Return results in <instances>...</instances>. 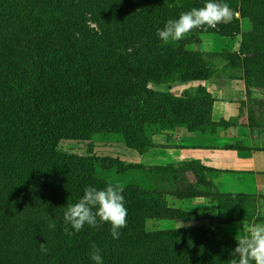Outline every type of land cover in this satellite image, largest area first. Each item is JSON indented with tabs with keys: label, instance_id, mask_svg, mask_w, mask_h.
I'll return each mask as SVG.
<instances>
[{
	"label": "trees",
	"instance_id": "1",
	"mask_svg": "<svg viewBox=\"0 0 264 264\" xmlns=\"http://www.w3.org/2000/svg\"><path fill=\"white\" fill-rule=\"evenodd\" d=\"M205 2L0 0V264H95L92 243L103 264H229L237 241L223 225L261 221L260 196L221 192L198 159L105 167L100 156L57 148L62 140L120 142L146 155L166 130L214 134L236 125L212 119L214 97L199 83L230 64L249 98L246 125L264 129V0H221L247 23L237 54H209L226 61L221 68L184 41L165 44L156 35L168 19ZM254 90L262 97L251 99ZM108 181L124 185L127 226L119 239L107 222L79 232L66 225L67 204ZM168 198L204 199L216 210L176 207ZM149 219L208 224L149 230Z\"/></svg>",
	"mask_w": 264,
	"mask_h": 264
},
{
	"label": "crops",
	"instance_id": "2",
	"mask_svg": "<svg viewBox=\"0 0 264 264\" xmlns=\"http://www.w3.org/2000/svg\"><path fill=\"white\" fill-rule=\"evenodd\" d=\"M199 83L214 97L212 119L231 120L236 125L219 127L214 134L190 133L181 127L166 130L157 137V147L146 155H153L163 161L188 158L200 160L212 169L209 176L221 192L260 196L257 200V217L261 221L256 223H264V197H261L264 196V129L251 130L246 125L249 98L245 94L243 81L236 75L217 74ZM260 97L262 94L256 90L250 94L251 99ZM262 120L264 122V112ZM229 145L234 147L226 148ZM209 206L214 208L213 204ZM190 222H193L190 226L208 224L205 219ZM250 223H229L234 225L230 231L242 235Z\"/></svg>",
	"mask_w": 264,
	"mask_h": 264
},
{
	"label": "clouds",
	"instance_id": "3",
	"mask_svg": "<svg viewBox=\"0 0 264 264\" xmlns=\"http://www.w3.org/2000/svg\"><path fill=\"white\" fill-rule=\"evenodd\" d=\"M234 13L227 3L221 0H206L203 7H193L181 12L178 19H168L162 28L156 29V35L165 43L184 39L188 33L198 28H215L223 20L230 19ZM124 185L108 181L105 188L98 189L86 186L83 196L75 203H69L64 211L65 224L79 232L85 224L98 228L102 223L111 225L110 234L119 239L120 230L127 226V208L122 192ZM48 227L55 228L49 221ZM68 235V227L64 228ZM237 243L231 251L229 264H264V223L252 222L244 230V234L235 237ZM41 252L47 253L45 243H40ZM101 250L95 243L91 245L89 256L95 264H103Z\"/></svg>",
	"mask_w": 264,
	"mask_h": 264
},
{
	"label": "rangeland",
	"instance_id": "4",
	"mask_svg": "<svg viewBox=\"0 0 264 264\" xmlns=\"http://www.w3.org/2000/svg\"><path fill=\"white\" fill-rule=\"evenodd\" d=\"M235 17H238V14H235ZM89 24L91 27L95 28L93 22L89 21ZM226 28H230V31L226 32ZM215 29L216 33L212 34H196L193 30L188 33L187 36L181 41H184L183 44L187 49L196 50L197 52L201 53L206 62H208L209 64L212 63L218 68H221L226 64V61L224 59H221L220 57L213 58L209 54H212L214 52L221 53L225 51L229 52L231 55L237 54L239 42L241 40V33L247 29V23L241 19L237 20L233 18V16H231L230 19L223 20L218 23ZM233 68H235V66L230 64L223 71H220V73L218 72V74H233ZM152 87L161 91L165 90L164 87ZM174 90L178 93L182 90V87L175 88ZM57 148L62 152L81 155L94 154L96 156H100L104 159L105 167L110 166V164L114 160L121 163H136L143 160V158H148L156 162H163L161 158L154 157L153 155H139L120 142L62 140L58 143ZM168 202L176 207L204 211L209 214H213L216 210L215 205H213L214 208H212L204 200L179 201L168 198ZM192 223L193 222H176L167 219H149L146 222V228L149 230H159L175 227H188ZM232 226L234 225H223V229L231 237L239 236L237 234L235 235L231 233L230 228Z\"/></svg>",
	"mask_w": 264,
	"mask_h": 264
}]
</instances>
